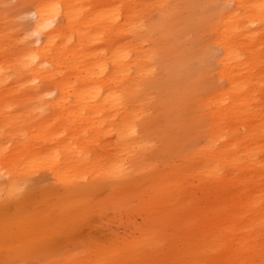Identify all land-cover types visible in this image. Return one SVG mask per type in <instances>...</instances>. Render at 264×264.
I'll return each instance as SVG.
<instances>
[{
	"label": "rangeland",
	"instance_id": "374dc122",
	"mask_svg": "<svg viewBox=\"0 0 264 264\" xmlns=\"http://www.w3.org/2000/svg\"><path fill=\"white\" fill-rule=\"evenodd\" d=\"M92 1L98 3L97 8L91 6L94 11L105 7L101 1ZM36 2L3 0L0 14L6 12L17 34L23 35L34 24ZM118 6L122 10L126 7L120 2ZM148 12L149 17L144 11L148 23H153L150 18L153 15L163 19L161 10ZM201 13V7L195 9V33L191 32L188 38L183 34L168 36L153 23L152 30H156L158 40H153L152 34L146 50L157 70L140 82L134 78L133 88L109 82L101 86L103 90L111 88L121 97L118 109H110L101 100L97 102L102 110L93 109L88 97L81 99L70 89L65 101L76 112V119L74 116L69 120L65 117L66 109L61 107L62 95L52 83L47 81L48 91L42 92L44 97L39 98V93L22 86L27 80L25 76L7 70L12 74L10 87L0 90V109L6 105L9 112L7 119L0 115V150L4 151L0 156V170L6 183L14 178L17 187L9 190L0 184V264H178L179 256L183 252L187 255L189 249L195 258V233L199 232V223L210 212L207 206L218 202L209 194L205 182L219 184L220 175L256 174L250 183L255 187L259 204L254 202L255 207L251 204L248 219L238 222V226L247 224L264 237V223L259 220L264 219V87L260 89L252 81L251 86L260 89L255 100L259 107L245 123L242 146H236L237 153L245 159L246 153L242 150L248 149L252 141L260 163L249 169L226 164L217 177L195 174L196 169L206 164L197 151L205 146L214 121L202 98L208 94L212 97V83L225 84L216 66H211L212 62L195 60V71L190 75L183 70V62L188 60L185 58L193 50L201 54L204 41L212 37L198 23ZM7 30L12 29L0 18V31ZM71 35L75 36V32ZM111 36L105 32L91 52L109 54L114 47ZM261 37L264 39L263 34ZM0 41L3 48H10L8 43L17 44L14 36L7 40L0 34ZM215 52L221 53L218 48ZM243 58L246 71L251 70L255 76L264 75V57L259 60L255 54L245 51ZM83 64L85 69L89 64L98 67L94 59H85ZM107 67L109 75L113 67L111 64ZM52 69L74 72L65 66ZM70 78L73 82L76 80L75 84H81L76 76V79L73 75ZM89 84L87 81L83 86ZM96 84L100 86L102 82ZM11 87L16 90L6 94L9 103L4 104L3 91ZM235 99L230 94L229 101L233 103ZM212 107L215 109V105ZM123 119L130 120L132 133L136 132V144L123 137ZM43 130L46 136L37 138ZM256 130L260 133L251 136ZM62 142L70 144L74 154L88 166L57 175L54 166L40 163L34 167L23 166L18 176L10 173L13 168V163L7 161L10 155H23L18 161L25 163L38 150H55L60 167L64 166L70 154ZM141 153L146 154V161L138 158ZM90 162L96 163V168H91ZM101 168L107 170H98ZM103 184L109 186L104 188ZM207 227L211 229L212 225ZM239 235L234 233L236 237Z\"/></svg>",
	"mask_w": 264,
	"mask_h": 264
},
{
	"label": "bare ground",
	"instance_id": "6f19581e",
	"mask_svg": "<svg viewBox=\"0 0 264 264\" xmlns=\"http://www.w3.org/2000/svg\"><path fill=\"white\" fill-rule=\"evenodd\" d=\"M2 1L0 0V2ZM96 1H101L105 7L94 11L91 6L97 8L96 4L98 3L93 4L92 0H37L33 8L34 24L23 35L17 34L7 13L2 12L0 14L1 21L11 27L13 31H0L1 37L11 40L14 36L17 44L10 45L8 43L10 48H3L0 45V55L3 59L0 61V90L10 87L12 74L7 70L11 69L15 70L18 75L21 74L27 78L22 86L31 91L34 90V93H39L37 95L39 98L44 97L42 92L48 91L45 88L47 81L52 83L62 95L61 107L66 109L65 117L69 120H72L76 114L65 101V94L70 89L81 99L88 97L92 103L90 107L93 109L102 110V105L97 102L98 100L103 101L104 104L108 103L110 109H118L117 106H121L122 103L121 97L111 88L103 90L101 87L103 82H109L114 86L133 88L134 78H138V82L143 78L146 79L149 73L152 74L157 70L152 66V59H149L150 53L146 50L147 42L152 34L154 35L152 39L158 40L156 30H152L153 23L155 27L159 28L158 30L163 29L168 36L174 38L176 34H183L188 38L191 32L195 33V9L201 7L203 13L198 17V23L205 32H211L212 37L204 41V51L201 54L195 53L193 50L191 55L185 58L188 60L184 59L183 70L187 75H190L195 71L193 69L196 64L195 60L207 64L212 62L211 66H216V71L225 84L219 86L215 82L212 83V97H209L208 94L202 98L209 113L213 115L214 121L210 133L207 134L205 146L197 151L203 156L206 164L201 169H196L195 174L217 177L220 175L222 166L226 164L248 169L250 166H257L260 160L254 152L252 141L248 149L243 148L244 150H242L246 153L245 159L241 157L240 153H237L236 146L243 143L245 123L254 116L256 108L259 107L255 102L256 93L264 87V75L255 76L251 70L246 71V63H243L245 51L255 54L259 60L264 57V48H262L264 39L261 37V34L264 35V0ZM116 1L124 3L125 9L122 10L118 3H115ZM152 9L161 10L163 19L153 15L150 16L153 23H148L146 15L149 17L148 11ZM144 11H146V15ZM74 32L75 36H72L71 33ZM105 32L112 34L114 47L109 50V54H106L107 52L103 54L96 51L91 52L94 45L103 39ZM35 35L38 36L37 39L30 40ZM84 48L90 52L82 50ZM215 48L220 50V55L216 54ZM85 59L96 60L98 69L92 64H89L90 67L87 66L88 68L85 69L83 64ZM108 64L113 67L109 75ZM55 66H65L74 72L70 74V72L55 71L52 69ZM72 75L74 78L76 76L81 84H75L76 80L73 82L70 78ZM107 75L108 77H106ZM87 81L90 84L83 86V83ZM252 81L260 89L251 86ZM101 82L102 84L97 86L96 83L100 84ZM15 90L12 87L4 89L2 98L4 104L9 103L6 94ZM103 92L106 94H102ZM230 94L236 97L233 103L229 101ZM238 99L240 101L236 103ZM39 101L41 102L42 99ZM60 103H56L57 106ZM212 105H215V109ZM7 114L9 112L5 105L0 109V115L7 119ZM10 118L9 116L8 119ZM128 119H123L125 129L121 133L123 137L129 138L133 144H136V132L132 133L133 127L130 128ZM94 122V118H92L91 123L94 124ZM5 124L8 123L5 122ZM259 133V130H256L250 135L256 136ZM38 134L41 136H37V133L33 135H36L37 138L46 136L44 130ZM62 144L70 154L65 159L64 166L60 167L55 150L39 151L37 149L38 152L30 155V159H25V163L18 161L23 155H10V159H7L13 163L10 173L17 175L21 173L23 166L31 164L34 167L40 163L54 166L57 175L67 174L71 169L74 171L75 168L80 170L86 161L74 154L70 144L66 142H62ZM89 150L91 151V149ZM242 151L240 152L242 153ZM3 154L4 151L0 150V156ZM145 156L146 154L143 153L138 154V158L143 161H146ZM91 165H89L91 168H96V163H91ZM29 168L31 169V167ZM98 170L105 171L107 169ZM108 171L110 172V170ZM72 174L75 173L72 172ZM254 176L256 174L252 176L246 173L234 177L220 175L218 177L220 178L219 184L205 182L206 187L209 188V194L217 198L218 202L214 205L208 203L210 206L207 208L210 212L199 223V232L195 233L197 239L194 238L196 240L195 258L189 249V253L186 251L187 255L183 252L179 256L178 264H264V237L259 232H254L247 227V224H244L243 227L238 226V222L244 218L248 219L251 204L260 201H257L255 187L250 183ZM3 177L4 174L0 170V184H5L9 190H15L16 179L13 178L6 183ZM67 180H69L68 177ZM71 180L73 181V179ZM253 180L255 181V179ZM105 185L103 184L104 188ZM100 187L102 188V185ZM249 189L251 190L250 194L248 193ZM253 206L255 207V203ZM255 220L257 221V219ZM259 220L264 223L263 218ZM208 225H212V228L209 229ZM235 232L241 233V235L236 237L234 236ZM210 236H212L211 239H209ZM131 251L133 253V250Z\"/></svg>",
	"mask_w": 264,
	"mask_h": 264
}]
</instances>
